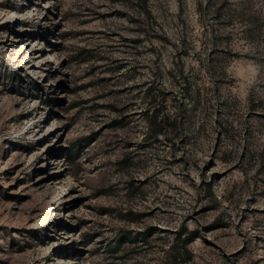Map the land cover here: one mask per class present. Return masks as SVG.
<instances>
[{
  "label": "rangeland",
  "instance_id": "1",
  "mask_svg": "<svg viewBox=\"0 0 264 264\" xmlns=\"http://www.w3.org/2000/svg\"><path fill=\"white\" fill-rule=\"evenodd\" d=\"M0 264H264V0H0Z\"/></svg>",
  "mask_w": 264,
  "mask_h": 264
},
{
  "label": "trees",
  "instance_id": "2",
  "mask_svg": "<svg viewBox=\"0 0 264 264\" xmlns=\"http://www.w3.org/2000/svg\"><path fill=\"white\" fill-rule=\"evenodd\" d=\"M143 5L145 4V0H139ZM150 101L152 102L153 99L151 98ZM162 110V107H153V109L151 111H146L144 113V117L146 119V122H147V126H148V132H147V137L148 139H152V140H155L158 138V135L159 133L161 132V126H163V122L164 121L159 118L158 119V116H159V112ZM206 187H207V192L209 194L210 197H213L211 194H210V187H211V184L210 183H206L205 184ZM178 235H181L180 233ZM147 234L143 233L142 235V239L143 240H146L147 239ZM123 239H129V240H134L127 232H121L120 235L117 237L116 241L114 242V245L112 246V251L115 252V251H118L120 248H121V245L123 243ZM193 239V236H189V238L187 239V241H191ZM183 252L186 254L187 251H185L183 249Z\"/></svg>",
  "mask_w": 264,
  "mask_h": 264
}]
</instances>
